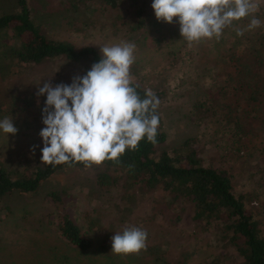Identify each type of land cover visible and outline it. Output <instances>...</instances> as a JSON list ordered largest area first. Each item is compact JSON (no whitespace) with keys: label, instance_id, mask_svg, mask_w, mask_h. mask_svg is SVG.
<instances>
[{"label":"rangeland","instance_id":"rangeland-1","mask_svg":"<svg viewBox=\"0 0 264 264\" xmlns=\"http://www.w3.org/2000/svg\"><path fill=\"white\" fill-rule=\"evenodd\" d=\"M45 1L51 5L62 2ZM146 1L150 13L147 12L138 29L129 21L131 11L121 9L119 15L117 10L82 15L79 21L84 24H73L66 31L52 26L54 30L48 34L53 37L64 34L77 48L91 45L100 55L101 45L121 40L134 43L135 61L130 69L133 81L138 80L162 95L158 108L167 138L157 151L169 152L189 137L198 138L196 149L202 164L226 169L233 176L235 190L250 193L247 210L258 216L264 229V98L260 107L251 111L245 101L248 87L238 89L233 83L226 84L227 73L239 62L240 66L245 64L244 78H253L247 83L253 86L256 80L257 84H264V68L247 60L248 44H261L259 50L264 52V23L245 30L243 35L235 31L246 29L253 17L264 22V0H258V10L251 16L226 27L219 39L205 38L191 45L180 35L178 18L174 17L173 23L158 21L151 7L152 0ZM29 4L40 8L38 0H29ZM11 41L0 38V44ZM3 49L1 46L0 50ZM32 68L29 73H17L7 76L8 79L0 77V120L12 117L18 129L15 134L0 130V162L12 174L29 173L42 163L43 141L39 132L44 127L41 109L46 96L37 97L38 87L47 80L53 85L70 84L73 76L87 72L82 66L62 59L42 62ZM238 94L243 98L242 110L236 107L234 110L240 111L241 130L237 128L235 133L224 117V104L235 100ZM236 134L238 142L233 137ZM105 169L101 164L68 169L53 174L35 192L13 190L5 194L0 200V264H160L142 250L130 254L113 253L111 247L103 250L98 231L86 225L85 213L92 214L101 231L109 218L118 219L120 228L141 225L151 234V240H162L159 233L170 229L174 249L185 241L195 243L194 252L184 264H208L212 255L224 253L241 264L234 249L205 244L208 234L204 236L196 227L191 204H180L179 207L183 206L180 219L170 223L168 215L172 210L159 191L132 194V190L125 189L101 190L97 177ZM64 214H69L92 234L87 251L76 249L60 234L56 223ZM119 227L107 226L117 231ZM181 249L179 245L177 254Z\"/></svg>","mask_w":264,"mask_h":264},{"label":"trees","instance_id":"trees-1","mask_svg":"<svg viewBox=\"0 0 264 264\" xmlns=\"http://www.w3.org/2000/svg\"><path fill=\"white\" fill-rule=\"evenodd\" d=\"M38 3L39 9L30 5L29 0H0V38L12 39L10 44H0V48L1 46L4 48L0 50V77L3 79L17 73H29L33 66L47 61L61 59L70 61L82 66L86 71L90 70L93 63L99 61L101 55L95 47L85 45L77 48L64 34L50 36L48 33L54 30L52 26H59L57 28L66 31L71 29L69 27L73 24H84L82 20L79 21L82 15L105 10H117L119 15L121 9H127L131 11L129 21L132 27L138 29L144 23L147 12L150 13L146 0H62L56 5L38 0ZM77 8L81 9V12ZM248 45L247 60L251 59L259 68H264V52L259 50L261 44ZM237 60L239 62V59ZM233 67L234 70L227 73L226 84L233 83L238 89L248 87L245 90V101L251 111L257 110L264 98V84L259 85L256 80L252 83L253 86L247 83L253 78L250 76L248 80L244 78L245 64L240 66L239 62ZM248 72L253 74L249 69ZM133 83L134 86L139 85L136 91L142 99L145 98L146 90L149 89L138 80ZM153 92L160 100L161 93L155 90ZM242 99L238 94L235 100H229L224 104V117L235 133L238 132L237 128L241 130ZM235 107L240 111H235ZM156 113L160 118L156 143L149 142L145 137L139 142L136 150H126L118 162L108 159L102 162L101 165L106 169L97 177L100 189L105 192H110L112 188L132 190V194H138L137 191L140 194L159 191L172 210L168 215L170 223L172 220L175 223L180 219L183 210V206L179 207L180 204H191L192 219L196 227L204 236L208 234V237L204 238L205 244L220 249H234L242 260L241 264H264V229L258 216L247 210L246 200L250 193L236 191L233 176L226 169L202 164L197 154L196 145L199 139L196 137L185 139L180 146L169 152L159 153L157 148L165 142L167 135L162 126L158 107ZM233 137L239 141L238 134ZM86 167L89 166L84 162L62 163L55 166L42 162L31 168L29 173L12 174L0 162V200L13 190L35 192L45 180L57 172ZM91 216V213H85L86 225L98 231L103 250L110 248L111 237L115 232L124 229L119 227L122 224L118 219L109 218L105 221L106 224L104 222L106 227L104 226L101 231ZM78 223L77 220L70 218L69 214H64L56 223V227L72 246L80 251H87L92 244V234ZM109 224L119 227L118 231L107 228ZM140 226L136 227L141 228ZM128 227H131V224ZM159 234L162 235L160 241L157 238L151 240V234L148 235L147 247L142 249L154 261L160 264H184L194 252L193 241L178 244L176 249L171 247L170 229ZM179 245L183 249L177 254ZM208 264L236 262L230 260V254L224 253L212 255Z\"/></svg>","mask_w":264,"mask_h":264},{"label":"clouds","instance_id":"clouds-1","mask_svg":"<svg viewBox=\"0 0 264 264\" xmlns=\"http://www.w3.org/2000/svg\"><path fill=\"white\" fill-rule=\"evenodd\" d=\"M158 21L173 23L178 18L179 31L189 45L202 39H219L234 21L258 10V0H152ZM253 17L237 35L262 26ZM136 45L119 41L101 45V58L85 75H75L71 83L38 87L37 97L46 96L41 109L44 127L41 161L50 165L84 162L87 166L106 159L119 161L126 150H136L145 137L156 143L160 118L156 113L159 99L151 90L141 98L133 83L131 66ZM39 106V101H38ZM0 130L15 134L12 117L0 120ZM35 145L32 146L34 152ZM148 233L139 227H125L111 237V251L116 254L139 253L146 249Z\"/></svg>","mask_w":264,"mask_h":264}]
</instances>
